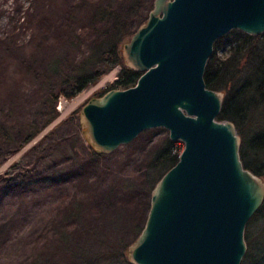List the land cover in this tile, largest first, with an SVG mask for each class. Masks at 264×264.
<instances>
[{"label": "water", "instance_id": "obj_1", "mask_svg": "<svg viewBox=\"0 0 264 264\" xmlns=\"http://www.w3.org/2000/svg\"><path fill=\"white\" fill-rule=\"evenodd\" d=\"M234 30L264 34V0H155L121 47L141 73L135 86L93 97L80 127L96 155L162 128L183 142L177 164L151 192L130 264H242L245 232L264 203V179L245 168L236 125L219 121L225 94L205 82L215 43Z\"/></svg>", "mask_w": 264, "mask_h": 264}, {"label": "rangeland", "instance_id": "obj_2", "mask_svg": "<svg viewBox=\"0 0 264 264\" xmlns=\"http://www.w3.org/2000/svg\"><path fill=\"white\" fill-rule=\"evenodd\" d=\"M73 2L41 0L32 8L29 0H0V264L43 262L48 252L49 261L65 263L54 234L57 217L72 200L73 207L79 205L80 220L66 229L75 243L95 254L119 252L114 243L121 234L128 243L127 259V249L136 240L131 229L140 217L142 176L169 136L162 128L148 130L112 154L92 156L82 136L80 111L114 86L105 79L111 74L118 78L121 68L66 98L73 86L67 79L92 41L78 19L68 20ZM68 30L72 33L64 34ZM227 36L220 39H225L218 48L221 57L229 54ZM88 92L89 99L65 113L66 104ZM55 95V120L16 153L51 118ZM179 147L184 149V143ZM255 244L258 263L264 264V235ZM114 258L115 264H124Z\"/></svg>", "mask_w": 264, "mask_h": 264}, {"label": "trees", "instance_id": "obj_3", "mask_svg": "<svg viewBox=\"0 0 264 264\" xmlns=\"http://www.w3.org/2000/svg\"><path fill=\"white\" fill-rule=\"evenodd\" d=\"M29 1L32 8L42 4L41 0ZM96 1L98 0H76V4L75 2L69 4L71 14L68 20L78 19L80 25L91 33L92 41L88 53L78 62L74 74L67 79L68 83L73 85L71 90L65 93L67 99H73L117 66L121 67L118 81L109 90L129 89L135 86L141 76V73L125 65L121 47L147 21L155 0ZM69 33L72 32L68 30L64 34ZM226 39L229 41V54L226 57L218 55V48L225 39L218 40L215 43L214 54L206 67L205 82L209 89L225 94L218 120H229L236 125L242 138L240 152L245 168L264 179V129L260 126L264 124V34L251 37L244 32L234 30ZM57 99L58 95L53 96L54 113L51 118L43 127L30 134L18 147L16 153L31 143L55 120ZM164 144L162 150L154 153L142 176L144 189L142 201L139 204L140 217L136 219L131 229L135 239L138 238L146 223L152 190L179 159V154L174 153L176 145L169 136ZM92 156H95V153L92 152ZM73 201L63 205L62 214L57 217L56 222L57 232L54 234V240L59 242L57 250H61L67 258L62 264H95V262L96 264H115V256L119 263L130 264L124 256L128 243L121 234L117 235L114 243V249L118 248L119 252L113 250L111 253L106 251L95 254L85 251L80 244L75 243L66 229L80 220V209L76 210L79 205L77 203L73 207L76 203ZM70 209L72 213L75 210L76 212L70 214ZM260 224L263 227L258 233L256 229ZM261 235H264V203L247 225L245 237L248 252L242 264H259L258 248L255 242ZM49 256L48 252L47 257ZM47 257L43 255L41 258L42 261L45 259L43 262L34 260L32 263L54 264ZM262 259L264 262V255Z\"/></svg>", "mask_w": 264, "mask_h": 264}, {"label": "built area", "instance_id": "obj_4", "mask_svg": "<svg viewBox=\"0 0 264 264\" xmlns=\"http://www.w3.org/2000/svg\"><path fill=\"white\" fill-rule=\"evenodd\" d=\"M117 68H120V67L118 66ZM112 75H114V74H111V75L109 76V78H108V79H105V80L107 81V80L110 79L109 82H110L112 85H114V84L116 83V81L118 80V78L116 77V75H115V76H112ZM106 81H105V82H106ZM91 95H92V93H90V94H88V95H87V94H85V95H84V94H81L78 98H81L82 100L85 101V100L89 99V96H91ZM78 98H77V99H78ZM181 143H182V142H180V141L175 143V145H176V148H175V150H174V153H175V154H179V155L181 154V152H182V150H183V147H179ZM177 144H178L179 146H178Z\"/></svg>", "mask_w": 264, "mask_h": 264}, {"label": "bare ground", "instance_id": "obj_5", "mask_svg": "<svg viewBox=\"0 0 264 264\" xmlns=\"http://www.w3.org/2000/svg\"><path fill=\"white\" fill-rule=\"evenodd\" d=\"M91 92H88L87 93V95L88 94H90ZM81 101V98L79 99H76L74 102H72V104H66V106H67V109H66V112L65 113H67L69 110H71L73 107H75V106H77L78 105V103ZM65 106V107H66Z\"/></svg>", "mask_w": 264, "mask_h": 264}]
</instances>
